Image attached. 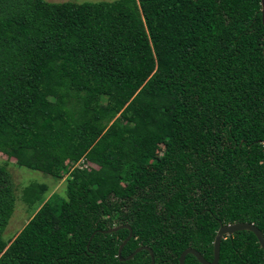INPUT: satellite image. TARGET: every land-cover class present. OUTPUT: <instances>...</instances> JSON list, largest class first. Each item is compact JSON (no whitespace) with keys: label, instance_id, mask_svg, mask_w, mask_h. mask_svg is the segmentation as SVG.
<instances>
[{"label":"trees","instance_id":"1","mask_svg":"<svg viewBox=\"0 0 264 264\" xmlns=\"http://www.w3.org/2000/svg\"><path fill=\"white\" fill-rule=\"evenodd\" d=\"M261 0H0V154L65 181L5 241L15 188L0 166V264L209 262L220 225L264 236ZM159 150L161 153L159 154ZM83 161L85 167H74ZM132 237L117 256L127 229ZM184 264H200L192 255ZM217 264H264L253 233Z\"/></svg>","mask_w":264,"mask_h":264},{"label":"rangeland","instance_id":"2","mask_svg":"<svg viewBox=\"0 0 264 264\" xmlns=\"http://www.w3.org/2000/svg\"><path fill=\"white\" fill-rule=\"evenodd\" d=\"M49 3H64L70 2L75 4L83 3H97V2H112L116 0H45ZM161 150H159V154ZM82 161H79L74 165V167L83 166ZM7 164V171L9 177L15 188L16 202L13 214L8 221V224L3 232V238L5 241L12 240L14 236L23 228L24 224L28 222V218L31 213L34 211V208H29L21 200V191L28 184L35 182L40 185L46 186L47 190L44 194V198H49L53 193H57L61 196L65 195V181H53L50 177L44 176L42 173L37 171H31L25 168H17L14 165V160H8L6 156L0 154V166Z\"/></svg>","mask_w":264,"mask_h":264},{"label":"water","instance_id":"3","mask_svg":"<svg viewBox=\"0 0 264 264\" xmlns=\"http://www.w3.org/2000/svg\"><path fill=\"white\" fill-rule=\"evenodd\" d=\"M260 4H261V22H262V25L264 27V0H261ZM262 55L264 58V47L262 50ZM262 144H263V149H264V139L262 141ZM120 229H127L128 230V236L119 245V248L117 251V256L119 259H120L122 249L124 248V246L128 243V241L132 237L131 228L127 225H123V226L111 228L105 232V233L110 234V233L117 232ZM241 231H248V232L253 233L258 244H259V246H260V248H261V250L264 252V236L256 226H254L251 223H234V224L220 225L219 226V228L216 232V235L214 237V240H213V258H212L211 262L205 260L203 258V256L199 252H197L196 250H194L192 248H187L180 254L179 259H178V264H184L185 257L187 255L194 256L200 264H217L219 261V250H220L221 240L225 236H231L234 233L241 232ZM142 250L149 252L150 264H155L153 253H152L151 249H149L148 247H138L137 249H135V251L131 255H129L126 258V260H131L136 254H138ZM120 260H123V259H120Z\"/></svg>","mask_w":264,"mask_h":264},{"label":"built area","instance_id":"4","mask_svg":"<svg viewBox=\"0 0 264 264\" xmlns=\"http://www.w3.org/2000/svg\"><path fill=\"white\" fill-rule=\"evenodd\" d=\"M81 163H82V165H83V166H81V167H85V164L83 163V161H82Z\"/></svg>","mask_w":264,"mask_h":264}]
</instances>
